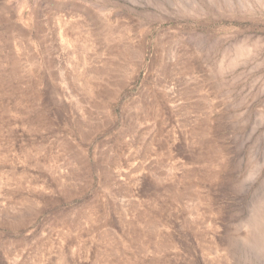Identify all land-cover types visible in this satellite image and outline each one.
Listing matches in <instances>:
<instances>
[{
  "label": "rangeland",
  "instance_id": "374dc122",
  "mask_svg": "<svg viewBox=\"0 0 264 264\" xmlns=\"http://www.w3.org/2000/svg\"><path fill=\"white\" fill-rule=\"evenodd\" d=\"M0 264H264V0H0Z\"/></svg>",
  "mask_w": 264,
  "mask_h": 264
}]
</instances>
